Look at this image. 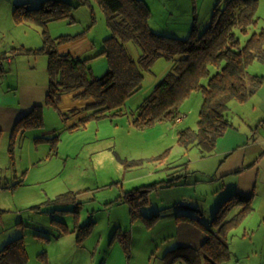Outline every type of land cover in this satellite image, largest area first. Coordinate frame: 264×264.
I'll list each match as a JSON object with an SVG mask.
<instances>
[{
	"label": "rangeland",
	"instance_id": "374dc122",
	"mask_svg": "<svg viewBox=\"0 0 264 264\" xmlns=\"http://www.w3.org/2000/svg\"><path fill=\"white\" fill-rule=\"evenodd\" d=\"M43 1L0 0V53L7 42L10 44L21 42L31 47L43 44L44 35L40 26L19 24L13 18L16 5L29 3L31 6H40ZM68 1L75 5L72 14L77 21L70 22L68 18L52 20L47 26L49 33L57 37L79 32L90 24L91 13L94 11L96 24L91 28L90 34L98 45H102L103 39L110 34L105 12L96 1L93 2V8L89 5L76 7L78 0ZM145 2L152 9L149 22L154 31L186 38L192 29L188 33H182L184 22L192 16L198 17L199 21H210L218 0H145ZM258 2L259 21L250 28V33L264 28V0ZM174 28H179L181 33H171L170 30ZM241 37L245 40L247 36L241 34ZM128 46L132 54L139 53V47L133 42ZM26 57L34 59L40 66L48 62L47 54L37 56L38 58ZM164 61L169 60L160 58L155 62L152 68L154 72L148 73L149 77L155 78L159 69H156L158 63ZM5 67H9L8 62L5 63ZM3 75L5 72L0 70V82L4 78L2 87H5L11 76ZM202 98V92L195 91L192 97L183 103V109L186 107L183 111L187 113L184 116L185 120L182 124L170 122L171 130H167L164 124H159L160 122L142 128L130 125L128 117L132 120V113L121 115L123 118L117 115L102 120L92 119L86 128L77 131L60 129L57 132L61 136L58 152H50L49 149L44 155L41 153L45 159L39 160L38 163L30 159L32 157L30 151H36L39 144L40 148L42 142L47 143L49 140H40L36 139L35 135L25 134L24 142L18 143L14 148L12 153L14 160H11L9 143L5 141L4 144V140L1 139L0 170L8 172L7 166L11 163L17 164L20 168L18 179L21 170L31 168V172L23 186H16L10 192H1L6 211L0 217V248L12 239L24 236L29 255L27 264H164L165 252L178 244L179 235L182 234L175 222L166 219V214L172 212L191 214L208 225L211 224L214 215L207 211L205 213L202 205L185 200L176 201L172 206L166 207L161 201L160 191L171 186H158L150 191L149 202L142 206V213L146 216L160 214L154 224L148 225L142 218L132 220L129 203L123 201L122 197L127 190L150 186L173 177L189 182L202 178L197 168L203 160L191 157L189 151L184 150L185 147L177 141L179 127L186 124L197 125ZM143 99L133 109H136ZM54 115L59 117L56 111ZM47 147L50 148L49 143ZM136 160L141 162L132 163L130 166L125 164L126 161ZM136 168H148L150 171L138 178L129 179V171ZM18 179L13 178L11 174L9 176L10 182ZM68 191L77 192L78 200L84 202L78 213L64 210L72 207L71 202L57 204L53 201L59 194ZM37 206L39 208H35ZM55 219L70 229L60 239L55 237L62 229V224ZM88 221L93 222L91 230L79 242L75 225ZM244 227L243 219L237 227L238 236L235 242H232L235 253L223 264H263L257 254H251V251H262L258 241L257 245L248 240L243 242L240 234L243 233ZM123 232L129 233L127 244L121 240ZM176 264L187 263L178 261Z\"/></svg>",
	"mask_w": 264,
	"mask_h": 264
},
{
	"label": "trees",
	"instance_id": "16d2710c",
	"mask_svg": "<svg viewBox=\"0 0 264 264\" xmlns=\"http://www.w3.org/2000/svg\"><path fill=\"white\" fill-rule=\"evenodd\" d=\"M94 1L105 12L110 30L98 53L104 55L108 62L107 70L101 75L94 74L90 65L93 57H76L71 53L58 51L59 44L77 38L85 31L53 37L47 29L52 20L68 18L70 22L77 21L72 14L75 6L72 2L44 0L40 6L21 3L13 11L16 23L35 24L42 28V46L23 50L48 56L50 91L46 104L57 107L64 93L75 91L78 92L77 97L94 99L86 107L88 114L69 126L70 130L84 127L94 118L125 114L128 98L143 87L147 74L153 72L155 62L166 58L173 62L172 67L137 106L132 113L131 122L140 128L163 121L176 123L182 114L183 102L194 91H201L203 101L197 125L195 128L180 129L177 141L187 149L197 147L203 154L212 153L217 139L233 124L230 116L231 102L247 101L257 92L263 80V76L249 72L251 63L256 60L264 61V28L250 33V28L259 21L258 0H218L205 29L200 31L194 24L191 34L186 38L154 31L149 22L151 8L145 0H78L76 7L89 5L93 8ZM91 19L85 30H90L96 24L94 11ZM241 34L247 36L245 40ZM130 42L139 47L138 56L130 52ZM5 57V54L0 55V70L1 61ZM43 108V105L35 106L20 119L14 132L43 127ZM78 112L72 110L70 115ZM61 115L64 120L68 117V113ZM48 139L56 150L60 134L56 133ZM14 144L15 136L10 143L11 154ZM140 162L126 161L125 164L130 166ZM176 178L125 191L122 199L129 203L132 220L142 218L146 224H154L160 214L146 216L142 213V206L149 202L148 194L153 188L174 186L178 182ZM252 200V196L240 192L229 194L220 203L210 225L197 216L178 215L176 219L191 222L201 228L206 239L199 248L179 245L170 249L164 256L166 264H176L178 261H185L187 264H223L231 256L229 235L253 210ZM53 201L57 204L71 202L72 207L64 210H71L73 213H78L84 203L78 200L75 191L61 193ZM236 206L240 209L229 217ZM56 221L62 224L61 234L69 232L66 224ZM92 223H76L79 242L90 232ZM128 238L129 233L123 232L121 240L124 244L128 243ZM28 258L24 236L9 241L0 249V264H27Z\"/></svg>",
	"mask_w": 264,
	"mask_h": 264
},
{
	"label": "crops",
	"instance_id": "0c3cea01",
	"mask_svg": "<svg viewBox=\"0 0 264 264\" xmlns=\"http://www.w3.org/2000/svg\"><path fill=\"white\" fill-rule=\"evenodd\" d=\"M209 22V20L206 22L199 21L198 17L192 16V18H188L182 25V33H188L194 24H196L200 31H203ZM85 29L86 28H83L81 31L76 32L80 33L85 31L81 36L59 44L58 51L60 53H71L76 57H93L90 65L92 66L94 74L101 75L108 68V62L107 59H105L106 57L98 54L103 48L104 42L102 45H98L90 34L92 29ZM170 32L173 34H179L181 33V30L179 28H174L173 30H170ZM76 33L70 32V34ZM14 47L15 49H13ZM24 48L37 47L27 46L21 42L13 44L7 42L1 48L2 52L0 53V55H6V57L1 61V71L5 72L3 77L11 76V80L7 82L8 84L5 87H2L4 83L2 80H4V78H2L0 82V141L2 139V141L4 140V144L5 141L6 143H9V148L14 136L15 148L18 143L24 142L25 134L35 135L36 139L39 138L40 140H49L48 138L53 137L60 129L70 130L69 126L76 123L82 116L88 114L86 107L94 101L91 97H77L76 94L78 92L75 91L64 93L57 107L47 105L46 98L50 91V79L47 70L48 62L44 66L36 64L34 59H28L26 56H35V58H38L37 56H42V54L35 55L28 53L23 50ZM8 49H11V51ZM139 53H134V56H138ZM6 62L9 63L8 68L5 67ZM158 64L159 65H157L156 69H159L158 73L155 74V78L149 77L148 74L143 87L128 98L125 104V113L130 114L135 112V109L133 108L136 104L151 93L155 85L172 67L173 62L169 60ZM249 70H253L250 71V74L263 76L262 83L257 92L247 101L231 102L230 116L233 124L229 126L224 134L217 139L214 151L210 154H203L197 147H191L189 149L184 148V150L189 151L191 157H195L196 160H203V162L199 165V168H197V170L201 172L202 178H197L195 182H189L187 180L184 181L182 179L178 180L176 185L161 189L163 191H160L162 192L160 194V198L166 207L172 206V204L176 201L185 200L202 205L205 213L207 211L208 213L214 215L222 200L229 194L240 192L247 196H252L253 210L244 218L245 227L240 236L243 237V242L244 240H248V242L253 244L255 243L257 245L256 241H258V246L262 249V251H251V254H257L256 256L262 259L261 261L264 264V61H254L250 64ZM193 93L186 100H189ZM186 100L183 103H185ZM37 105L44 106V126L39 128H30L26 131L20 130L15 133V127L20 119H22ZM183 105L184 104L181 106V119L176 121L179 122V124L183 123L185 120L184 116L187 115V113L183 111L186 108L184 106L183 109ZM72 110H78L79 112L77 114L70 115V111ZM55 111L58 113V118L54 115ZM61 113H68L66 120H64ZM121 117L123 118V116ZM106 118L108 117L94 119L102 120ZM122 118L120 120L123 121ZM112 119L113 118L111 117V120ZM128 120L131 125L132 123L130 117H128ZM159 124H164L167 130L172 129L169 125L170 121L160 122ZM84 127L86 128L87 125ZM84 127L70 131H77ZM185 127L195 128L196 125L191 126L186 124L183 127H179L177 129V133L180 129ZM60 140L58 141V147ZM49 141H47V143H49L50 148L47 147V143L42 142V147L39 148V144L36 151H30V156H32L30 159L33 161L35 160L34 163H38L39 160L45 159V156L42 157L41 153L44 155L45 151H49V149L50 152H58V147L54 150L52 141ZM10 159L14 160L12 154L10 155ZM6 169L9 171L6 172V170H0V210L2 211L0 213V217L6 211L5 200L2 197L3 195L1 192H10L16 186H23L25 179H27V176L31 172V168L28 170H21L22 173L18 179L20 168L17 164L12 165L11 163V165L7 166ZM149 171L150 170L148 168L131 169L129 171L128 178H138ZM10 174L13 178H17L18 180L10 182ZM239 209L240 207L236 206L230 213L234 215ZM195 211L198 212L199 210ZM233 211L235 212L233 213ZM200 213L202 214V211H200ZM178 215L185 214L172 212L165 215L166 219L175 222V224H177L176 226L179 227V231H182V234L179 235L180 238L178 244L174 247L179 245H189L199 248L206 239L205 232L191 222L176 219ZM231 216L229 215V217ZM237 227L234 228L229 235V246L231 251L230 258H232L235 253L232 242H235L238 236ZM65 234L66 233L61 234V230H59L55 239H60ZM172 248H169L167 251ZM163 262L166 264L164 256Z\"/></svg>",
	"mask_w": 264,
	"mask_h": 264
},
{
	"label": "built area",
	"instance_id": "2783aa9c",
	"mask_svg": "<svg viewBox=\"0 0 264 264\" xmlns=\"http://www.w3.org/2000/svg\"><path fill=\"white\" fill-rule=\"evenodd\" d=\"M181 118L179 117L178 120H180Z\"/></svg>",
	"mask_w": 264,
	"mask_h": 264
}]
</instances>
